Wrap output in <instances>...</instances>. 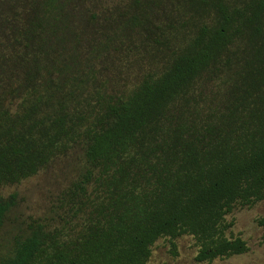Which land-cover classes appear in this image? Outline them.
<instances>
[{
	"label": "trees",
	"instance_id": "16d2710c",
	"mask_svg": "<svg viewBox=\"0 0 264 264\" xmlns=\"http://www.w3.org/2000/svg\"><path fill=\"white\" fill-rule=\"evenodd\" d=\"M9 1L0 0L10 7L0 11L10 49L0 41V187L78 144L86 167L66 197L81 223L32 221L0 264H147L160 238L176 255L185 235L197 263L247 253L226 217L264 202V0H130L102 19L71 13L81 0ZM136 35L162 54L161 70L127 93L104 91L93 61L132 52ZM15 205L0 196V231Z\"/></svg>",
	"mask_w": 264,
	"mask_h": 264
},
{
	"label": "rangeland",
	"instance_id": "374dc122",
	"mask_svg": "<svg viewBox=\"0 0 264 264\" xmlns=\"http://www.w3.org/2000/svg\"><path fill=\"white\" fill-rule=\"evenodd\" d=\"M3 1L10 2L9 0ZM81 1L73 3L70 8L71 13L73 7L76 8L77 13L85 9L89 15L94 14L100 19L107 16L116 18L117 11L127 9V4L130 2V0ZM21 8L20 4L18 11H22ZM9 9L10 7L7 5L0 6V11H3L6 16H9L6 13ZM153 21L158 23L157 19H153ZM109 29L107 26L106 30ZM139 33L143 34L141 31ZM0 41L5 45L1 52L8 55L10 49L6 46V39ZM134 45L136 48L132 52L124 50L121 53H116L114 51L105 55L108 57L106 60L100 57L93 61L92 66L98 87L109 93L124 94L137 86L147 72L161 70L164 62L161 58L162 54L159 57L154 56L147 46L141 44L138 35L135 36ZM67 55L68 53H66ZM114 55L120 56L114 59ZM91 88V86H87L86 89L92 91ZM17 102L15 100L13 104ZM84 150L85 147L82 144L75 145L36 176L17 185L0 187V196L4 198H8L12 194L16 196V205L9 213L6 223L0 231V251L5 250L13 238L24 231L32 221L46 223L49 229L58 227L62 223H69V221L72 225L81 223V215L72 216L73 213L69 210L71 204L66 197L73 183L80 178L85 170ZM263 218L264 202L256 203L251 207L236 205L232 213L226 217L227 222L233 223L227 235L231 238L240 237L247 242L249 250L245 254L218 258L211 263H197L195 261L199 250L197 241L193 236L185 235L175 240L176 255L173 254L170 240L160 238L154 244L152 256L147 264H264V225L260 224V220Z\"/></svg>",
	"mask_w": 264,
	"mask_h": 264
}]
</instances>
